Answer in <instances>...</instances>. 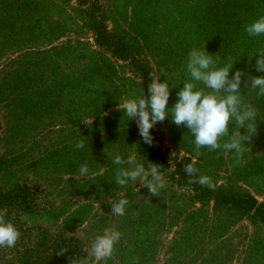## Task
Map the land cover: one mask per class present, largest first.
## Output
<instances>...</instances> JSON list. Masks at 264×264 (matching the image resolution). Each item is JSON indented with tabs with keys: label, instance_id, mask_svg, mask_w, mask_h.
<instances>
[{
	"label": "rangeland",
	"instance_id": "1",
	"mask_svg": "<svg viewBox=\"0 0 264 264\" xmlns=\"http://www.w3.org/2000/svg\"><path fill=\"white\" fill-rule=\"evenodd\" d=\"M98 1L109 33L139 53L144 77L151 82L155 71L162 73L160 82L168 80L169 109L187 78L193 47H206L219 65L232 57L230 76L239 69L242 81L264 75L254 56L264 36L231 39L227 10L238 12L245 0ZM255 15L245 17L246 24ZM93 23L94 13L79 0H0V186L20 181L38 188L43 209L28 214L47 239L38 249L52 248L49 237H57L88 264H137V258L138 264H264L261 221L179 182L177 164L190 163L195 146L189 129L170 116L157 123L172 162L162 170L158 196L139 181L115 182L116 169L128 167L114 164L115 155L146 160L135 120L119 110L120 102L142 95L143 76L95 44ZM247 90L242 83L245 100L264 115V97ZM81 140L84 148L77 149ZM200 151L198 176L210 177L224 193L264 201V120L258 118L239 164L234 152ZM84 164L87 178L79 175ZM121 198L129 201L124 215L112 214L109 201ZM105 228L122 236L112 256L96 262L90 245Z\"/></svg>",
	"mask_w": 264,
	"mask_h": 264
},
{
	"label": "clouds",
	"instance_id": "2",
	"mask_svg": "<svg viewBox=\"0 0 264 264\" xmlns=\"http://www.w3.org/2000/svg\"><path fill=\"white\" fill-rule=\"evenodd\" d=\"M244 31L249 37L264 36V15L246 24ZM254 56H257L256 71L264 73V47L257 48ZM235 61L228 57L225 63L219 65L206 47H193L187 56V78L182 89L176 94L177 101L170 109L169 82L167 79L160 82L162 73L155 71L149 73L151 82L148 85L147 96L142 94L119 103V110L123 111L129 120H135L139 135L149 146L153 144L150 130L157 122H163L169 116L177 126L189 129L195 146V155L191 162L184 166L188 183L214 187L210 177L197 175L198 169L195 164L196 158L202 155L200 150L222 149L234 152L235 161L239 164L243 159L245 142L250 141L257 131L258 118L264 120L260 109L246 101L241 91L243 83L248 89L247 92L254 91L257 98L264 97V75L248 77L242 81L244 73L238 69L230 76ZM241 129H244L243 133ZM75 147L84 148V141H78ZM112 162L116 165H128L116 169L115 182L121 187L126 186L129 181H139L141 186L148 189L151 196H158L159 190L165 186L161 165L147 162L146 167L145 163L138 162L134 155L125 160L120 154L115 155ZM79 175L89 177L87 164L80 166ZM128 203L126 198L116 202L109 201L111 213L124 215ZM20 236L14 217L9 216L7 208H0V249L14 248ZM121 236L118 230L105 228L103 233L96 235L91 242L89 255L96 262L109 259ZM67 250L63 249L57 254L63 255ZM69 264H88V261L75 256L69 260Z\"/></svg>",
	"mask_w": 264,
	"mask_h": 264
},
{
	"label": "trees",
	"instance_id": "3",
	"mask_svg": "<svg viewBox=\"0 0 264 264\" xmlns=\"http://www.w3.org/2000/svg\"><path fill=\"white\" fill-rule=\"evenodd\" d=\"M83 4H87L90 10L94 13L93 40L99 47L110 50L116 57L129 61L131 70L143 76L142 94L148 95L149 80L144 77L145 68L142 63L139 53L130 48L120 39L115 38L107 30L105 19L102 13V6L98 0H79ZM233 4V1L229 0ZM256 9L254 11V6ZM230 12V25L235 29V33L231 36L235 42H243L247 37L245 31L239 29L246 24L245 17H258L264 15V0H256L253 4L251 0H245L241 3V8L238 12ZM252 19V18H251ZM255 20V19H254ZM251 23L250 21L248 22ZM252 40V37L251 39ZM158 123V122H157ZM157 123L150 130L153 137V144L149 146L142 137L140 138L139 150L145 156V164L147 162L155 163L162 166V170H167L170 165L167 152L161 144V135L159 133ZM185 161L177 164V173L179 182L188 183L187 174L184 172ZM198 190V195L202 199H213L220 204L227 205L233 209L243 211L254 219L261 221L264 224V201H260L252 194L236 195L232 193H224L218 188H210L207 185L201 186L199 183H189ZM38 188L34 187L30 182L18 181L11 187L0 186V208H7L10 217H14V223L19 229L21 236L14 248L0 249V264H69L72 257V252L66 244V240L49 237L50 241L54 240L55 245L52 248L39 250L38 244L47 240L41 237L43 233L39 225H33L31 219H28V214H36L43 209L42 201ZM32 218V217H31ZM66 230L61 229L62 233ZM40 232V233H39ZM60 246H58V245ZM63 249H68L63 255L57 253Z\"/></svg>",
	"mask_w": 264,
	"mask_h": 264
}]
</instances>
